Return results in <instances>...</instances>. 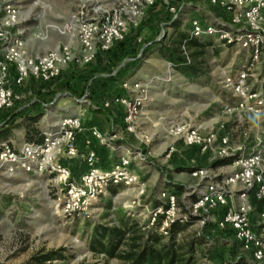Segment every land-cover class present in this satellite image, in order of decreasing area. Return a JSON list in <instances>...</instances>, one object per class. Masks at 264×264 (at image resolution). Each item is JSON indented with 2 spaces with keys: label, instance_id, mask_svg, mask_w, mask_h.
I'll list each match as a JSON object with an SVG mask.
<instances>
[{
  "label": "rangeland",
  "instance_id": "1",
  "mask_svg": "<svg viewBox=\"0 0 264 264\" xmlns=\"http://www.w3.org/2000/svg\"><path fill=\"white\" fill-rule=\"evenodd\" d=\"M227 2L0 0V62L15 95L0 109V144L19 150L36 142L33 132L27 140L23 124L56 142L23 169L0 174V264H29L59 250L65 259L47 264H119L90 250L96 230L161 222L166 235L171 224L189 220L178 237L204 240L194 246L195 264L252 261L231 223H222L243 207L244 188L230 181L237 162L264 145V46L244 94L226 82L252 61L236 43L204 38L201 73L192 79L160 54L190 36L194 20L235 39L245 28L233 25ZM70 29L77 32L65 35ZM15 47L18 62L8 55ZM53 56L58 63L42 65ZM24 61L34 67L18 87ZM72 118L78 128L66 125ZM224 194V204L213 200ZM244 205L256 228L261 205L252 197Z\"/></svg>",
  "mask_w": 264,
  "mask_h": 264
},
{
  "label": "built area",
  "instance_id": "2",
  "mask_svg": "<svg viewBox=\"0 0 264 264\" xmlns=\"http://www.w3.org/2000/svg\"><path fill=\"white\" fill-rule=\"evenodd\" d=\"M217 0H212L215 4ZM229 10L233 11V25L244 27V30H239L236 33V38H231L229 33L224 29L210 24H200L198 21H193L191 24L190 37L202 40L204 37L220 38L224 44L228 46L234 43L241 46L242 50L252 53V61L243 63L237 72L226 79L227 86L234 89L236 92L245 93L246 84L250 78L255 77L252 72L254 63L258 64L259 57L262 56L264 46V0H228ZM21 46V45H20ZM21 47H15L9 51L10 60L18 62L21 55L17 53ZM187 54V53H185ZM50 60V58H49ZM46 60L42 65L52 67L53 64H48ZM34 67L33 62L29 64L25 61L18 68V79L16 85L21 87L27 76V69ZM7 67L0 62V109L12 105L15 95L5 80ZM260 106L264 104L259 100ZM70 129L79 127L78 119L72 118L65 121ZM93 135L99 136L96 129H93ZM42 142H23L19 150H16L11 143L6 142L0 144V174L14 173L26 166V162L35 158L37 155L43 154L45 151H50L51 146H55L52 135L44 134ZM57 141V140H56ZM11 144V145H10ZM253 152L248 157H242L237 162L238 173L231 178L230 181L243 186V192L239 196L242 203L241 210H230L223 221L231 223L235 231L236 242L245 250L253 252L252 261L244 262L243 264H260L264 262V145L260 141L256 144ZM94 154H91L93 157ZM252 197L255 202L261 205L258 217L260 223L256 228H253L248 215L250 208L247 210L244 207V202ZM214 201L224 204L226 196L215 195ZM209 200L207 197L206 202ZM171 203L174 206V198H171ZM167 234V233H166Z\"/></svg>",
  "mask_w": 264,
  "mask_h": 264
},
{
  "label": "trees",
  "instance_id": "3",
  "mask_svg": "<svg viewBox=\"0 0 264 264\" xmlns=\"http://www.w3.org/2000/svg\"><path fill=\"white\" fill-rule=\"evenodd\" d=\"M207 38V37H204ZM202 38V40L204 39ZM202 40L192 38L188 35H181L168 47L161 49L160 54L173 68L186 78H197L200 76V63L198 60L204 55V43ZM189 50H193L190 54ZM187 53V54H185ZM39 117L31 120L35 125ZM26 128V138L31 140L33 134L36 142H42L43 137L37 128ZM6 135L1 134L0 140ZM11 145V144H10ZM190 222L181 223L176 221L166 230V235L158 231L161 222L155 227L138 228L135 224L127 226L122 222L119 229L96 230L91 239L90 250L95 255H103L107 260L115 259L119 264H195V245L204 244L203 239H194L190 243H183L178 237L184 233ZM124 246V249H122ZM62 250L51 251L43 256H35L29 264H47L64 260ZM88 264V263H79Z\"/></svg>",
  "mask_w": 264,
  "mask_h": 264
},
{
  "label": "bare ground",
  "instance_id": "4",
  "mask_svg": "<svg viewBox=\"0 0 264 264\" xmlns=\"http://www.w3.org/2000/svg\"><path fill=\"white\" fill-rule=\"evenodd\" d=\"M96 3V2H95ZM98 13V12H97ZM99 13H104V8L102 9V10H100V12ZM73 28V27H72ZM96 28V27H95ZM81 30V31H80ZM82 30H83V33L84 34H94V30H92V29H90V28H86V29H84V28H79V31L80 32H82ZM75 32H77V30L76 29H70V30H68L67 32H66V34L65 35H69V34H71V36L75 33ZM96 32V31H95ZM70 39H72V38H70ZM69 50V49H68ZM68 50H67V52H68ZM47 63L48 64H56V63H58V59L55 57V56H53L52 58H50V60H48L47 61Z\"/></svg>",
  "mask_w": 264,
  "mask_h": 264
},
{
  "label": "crops",
  "instance_id": "5",
  "mask_svg": "<svg viewBox=\"0 0 264 264\" xmlns=\"http://www.w3.org/2000/svg\"><path fill=\"white\" fill-rule=\"evenodd\" d=\"M8 140H10V142H11V138H8ZM1 141H6V139H2Z\"/></svg>",
  "mask_w": 264,
  "mask_h": 264
}]
</instances>
